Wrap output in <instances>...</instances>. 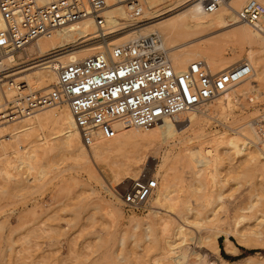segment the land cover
<instances>
[{
	"label": "rangeland",
	"instance_id": "obj_1",
	"mask_svg": "<svg viewBox=\"0 0 264 264\" xmlns=\"http://www.w3.org/2000/svg\"><path fill=\"white\" fill-rule=\"evenodd\" d=\"M247 1H241L242 7ZM125 18L121 21L125 22ZM260 45L257 43L252 48L260 53L257 55L263 61L264 44ZM247 47L230 41L223 46L222 56L240 55ZM18 52L21 57L16 58L14 64H25L23 62L38 55L36 51L30 52L28 47ZM18 76L4 78L0 83ZM247 81H253V77ZM261 83L258 89L238 96L224 111L215 109L199 119L184 118L160 128L153 126V133L148 135L140 133L144 129L135 128L136 134L123 136L117 133L112 138H101L98 140L101 162H95V166L67 156L62 140L49 139L47 145L51 150L45 154V160L50 165L45 167L42 175L37 171L38 164L37 168L32 166L33 171L24 167L28 166L25 164L15 167L18 147L23 145L26 149L34 144L32 141L27 143L28 140L53 131L51 121L44 123L43 130L32 127L29 137L10 142L6 154L0 151V264H158L156 260L160 257L159 245L163 238H175L171 231L162 230L159 224L162 220L154 221L153 211L187 228L186 239L173 250L188 254L181 259L184 264L189 258L195 264H264V165L244 160V153L237 155L231 150V155L227 153L219 164L217 180L213 183L209 171L195 174L184 155V148L195 144L200 135L234 134V128L256 117L258 106L250 103L248 98L259 101V106L264 107V79ZM51 108L54 109H46L51 111ZM46 109L42 110L46 112ZM7 131L5 127L0 133ZM249 132L251 134L244 133L252 139L241 135L242 140L260 146L256 135ZM259 161L264 162V159ZM116 162L121 166L118 167ZM5 164L8 171L3 172ZM143 169H149L157 178L158 187L145 210L127 213L119 199L110 194L111 188L125 189L132 179L125 178L123 173L134 179ZM116 174L124 177L115 182L117 184L111 180ZM200 178L204 180V186L196 181ZM167 192L168 198L164 197ZM173 196L178 200V205L173 200L175 209L169 207L175 199ZM185 205L195 209L193 214L185 213ZM184 217L190 221L185 223ZM172 221H169L170 225ZM235 229L244 233L243 243L229 235L236 252L223 250V236L218 238L219 251L210 250L207 243L199 242V237L201 239L210 230L221 233ZM258 229L260 234L255 232ZM209 234L213 236V233ZM175 242L177 244V240ZM198 243L201 247H197ZM191 250L196 253H190ZM195 256L200 260L193 258Z\"/></svg>",
	"mask_w": 264,
	"mask_h": 264
},
{
	"label": "bare ground",
	"instance_id": "obj_2",
	"mask_svg": "<svg viewBox=\"0 0 264 264\" xmlns=\"http://www.w3.org/2000/svg\"><path fill=\"white\" fill-rule=\"evenodd\" d=\"M241 1L242 0H222L216 10L213 12H204L199 0H142L143 6L141 21L143 22L130 28H127L129 15L127 6L123 3L111 2L104 13L105 23L103 25V29L107 28L106 31L102 32L100 27L90 18H84L82 20L70 22L60 26L52 30L50 34L37 38L35 41L26 45L23 49H17L5 54L3 57L4 65L0 68V81L4 78H9L19 74V76L13 78V80L15 82H24V85H27L28 90L33 91L32 88H36V90H47L53 83L56 82L55 67L57 64L60 65L81 60L97 52L104 51L107 47L122 44L139 34L144 35L157 32L160 35L162 43L167 49L168 55L177 70L186 68L197 58L204 60L213 72L224 71L229 69L234 64L241 61H247L252 67L251 77H253V81L245 80L247 82H236L230 88L228 93L220 95L214 100L200 105L199 107L176 113L154 125V128H160L170 122L176 123L184 118L187 120L199 119L201 116L207 115L209 112L212 113V110L215 109L224 111L223 109L229 108L232 103L237 100L238 96L246 94L248 91L254 90L256 87L258 89L262 84L261 79H264V60L260 61L262 58L257 55L259 52H255L256 50H253L252 48V46L257 43L261 45L264 44V18L254 24L238 19L237 11L241 10ZM257 1L264 5V0ZM123 18H125V22L121 21ZM2 25L3 24L0 19V26ZM195 41L198 42L195 43ZM230 41L246 44L248 47L240 55L238 54L231 57H224L222 56V48ZM27 47L30 52L36 51L38 55L26 62H23L25 64H14L16 58L21 57V53L18 51L24 50ZM17 52L18 54H16ZM23 66L24 68L20 69V67ZM10 80L0 83V105L6 99H10L13 96V89L9 85ZM210 102L212 103L210 104ZM55 107L57 106H54V109H49L51 111H48L46 108V112L45 110L37 111L31 116H26L19 120L12 121L0 128V131L5 127L9 130L3 133L7 135V137L0 141V151L6 154L7 145L15 139L23 138L24 136L29 137L30 129H32V127H38V129L43 130V126L46 121H51L53 123V131L48 134H43L41 137L36 135L34 138L31 137V140L27 141V143L31 141L34 142L33 145H29L26 149L23 148V145L18 147V164L15 167L25 164L28 165L24 166L26 168H32V166H36L37 168L38 164L41 167V170L39 171L40 167L38 166L39 168H37V171L42 175L41 172L44 171L45 167L50 165L49 162L45 160L47 157L45 154H48L51 150V146L47 145V141L49 142V139H58V141L62 140L66 155L72 157L76 161L88 163L89 165L94 164V166L96 165L95 162H101V152L99 150L100 147L98 145V140L102 137L96 138L89 146L84 145L81 141L80 134L68 106L65 104L61 108ZM31 117H33V119ZM255 118L256 117L251 118L247 122H244L240 126L234 128V134H211L209 137L203 134L200 135L201 137L197 136L198 140L195 144L192 142L193 145H187L186 148H184V155L187 159L186 163H189L194 168L195 174H199L204 170L209 171L208 175H210L209 178L211 177L213 183H216L215 180H217L216 176L218 174H216V171H218V166H220L219 164L222 163V159H225L226 155H228L227 153L231 150L235 151L237 155L244 153V160L248 159L250 162L253 161L252 163L255 161L263 167L264 162L260 163L259 159H264V147L262 145L255 146L252 141H243L241 138L242 135L248 136V138L252 139V136L249 135L251 134L249 132L250 130L254 133V135H256L257 140H259L255 126ZM134 129L135 128H123L118 131V134H122L123 136L136 134ZM152 131L153 128H147L142 130L140 133L148 135L152 134ZM244 132H248L249 134L245 135ZM231 153H229V155H231ZM252 163L251 165H253ZM117 166L120 167L121 165L118 164ZM6 167L7 164L2 167V169H4L3 172L8 171V168L6 169ZM31 171H33V168ZM34 174L35 173L32 175ZM123 174L125 178L133 179V177L127 175V173L124 172ZM34 176L33 178H35ZM121 177L123 176L117 174L113 175L111 179L112 183H118V181L122 179ZM196 181L200 184V186H204L203 179L201 180L200 178ZM196 181H194V183ZM196 187H198V184ZM167 194L168 192L164 194V197L168 198L169 195ZM172 198L170 197L174 206L171 203V206H168L172 208L174 207L175 209L177 199L176 196H173ZM173 200H175V204ZM176 205H178V202ZM177 209L178 208H176V210ZM193 210L195 211L194 208L185 207V213L193 214ZM152 213L154 221L159 222V220H162V223L161 221L159 222L162 230L171 231L172 237L175 238L174 240L163 238V241L161 242L162 244L160 243L161 246L159 245L160 252L158 256L160 255V257L157 258V263L184 264L181 259L186 258L188 254L186 255V253L178 251L177 249L176 250L178 252L173 250L177 247L175 245H179L178 243L184 242L186 239L185 236L189 233L186 230L187 228H184L180 223L174 224L170 218H165L168 216L158 214V211H153ZM184 218L186 219L184 220L185 223L190 221L186 217ZM169 221H172V226L169 224ZM133 226H136V224L134 223ZM238 230L239 229L232 231L227 230L226 232L221 233L216 231L210 232L212 231L210 230L206 234L207 236L203 235L204 237L201 239L199 237L200 241H198L207 243V247L208 245L211 247H209L210 250L214 248L215 251H219L218 238L223 236L224 250L227 253H233V251L237 248L230 239L229 235L236 237L238 242L243 243L242 237L244 236V233H242L243 231L241 229L239 231ZM223 231H225V229ZM255 232L260 234L261 230L258 229L255 230ZM209 233H213V236ZM176 240L177 244L175 242ZM199 245L200 244L198 243L197 247ZM201 245L203 246V244ZM191 252L196 253L192 250L190 253ZM189 255L191 256V254ZM198 256L193 258L197 257L196 259L200 260V257L198 259ZM44 260L43 262H45ZM153 262L155 263V261ZM187 264L195 263L193 259L191 260L189 258V262Z\"/></svg>",
	"mask_w": 264,
	"mask_h": 264
},
{
	"label": "built area",
	"instance_id": "obj_3",
	"mask_svg": "<svg viewBox=\"0 0 264 264\" xmlns=\"http://www.w3.org/2000/svg\"><path fill=\"white\" fill-rule=\"evenodd\" d=\"M222 0H199L204 12H213ZM123 3L129 15L127 28L141 22L142 0H0V68L8 52L23 49L37 38L70 22L90 18L103 29L110 3ZM238 19L254 24L264 18V5L248 0ZM56 82L44 91H31L24 82L10 80L13 96L0 105V128L37 111L66 104L84 145L96 138L115 137L123 128H152L181 111L191 110L228 93L251 77L247 61L213 72L202 59L177 70L157 32L136 35L81 60L55 67ZM258 106L255 126L264 147V107ZM7 135L0 133V141ZM131 179V178H130ZM158 187L149 169L125 189L111 188L127 213L145 210Z\"/></svg>",
	"mask_w": 264,
	"mask_h": 264
},
{
	"label": "crops",
	"instance_id": "obj_4",
	"mask_svg": "<svg viewBox=\"0 0 264 264\" xmlns=\"http://www.w3.org/2000/svg\"><path fill=\"white\" fill-rule=\"evenodd\" d=\"M223 250H224V248H223ZM225 251V250H224ZM226 252V251H225Z\"/></svg>",
	"mask_w": 264,
	"mask_h": 264
}]
</instances>
